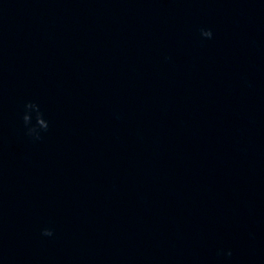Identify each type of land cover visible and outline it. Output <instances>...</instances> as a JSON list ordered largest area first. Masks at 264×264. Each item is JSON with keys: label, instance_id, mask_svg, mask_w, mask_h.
<instances>
[{"label": "clouds", "instance_id": "1", "mask_svg": "<svg viewBox=\"0 0 264 264\" xmlns=\"http://www.w3.org/2000/svg\"><path fill=\"white\" fill-rule=\"evenodd\" d=\"M200 36L202 38L211 39L213 37V32L211 29H200ZM23 114L21 120L23 126L26 130V135L33 140H40L41 133L46 132L49 128V122L44 118L43 113L40 110V106L35 102H26L23 105ZM33 113H35V123H33ZM41 235L45 237L53 236V230L51 228L42 229ZM227 255L231 256L229 251Z\"/></svg>", "mask_w": 264, "mask_h": 264}]
</instances>
